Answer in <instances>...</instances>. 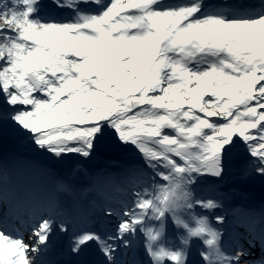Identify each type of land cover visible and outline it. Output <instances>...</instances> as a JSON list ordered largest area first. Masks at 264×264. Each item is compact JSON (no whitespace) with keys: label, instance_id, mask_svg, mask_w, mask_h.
I'll list each match as a JSON object with an SVG mask.
<instances>
[{"label":"snow or ice","instance_id":"snow-or-ice-1","mask_svg":"<svg viewBox=\"0 0 264 264\" xmlns=\"http://www.w3.org/2000/svg\"><path fill=\"white\" fill-rule=\"evenodd\" d=\"M52 4L66 15L0 0V127L55 160L87 161L110 138L135 153L120 176L96 181L110 188L99 208L110 228L82 230L71 252L95 244L102 264H118L138 244L143 264H255L264 209L236 213L247 247L232 248L215 226L226 217L209 215L223 205L198 188L223 179L236 149L245 173L264 178V0ZM12 180L0 160V264H45L54 230H68L63 205L49 197L10 214Z\"/></svg>","mask_w":264,"mask_h":264},{"label":"rangeland","instance_id":"rangeland-1","mask_svg":"<svg viewBox=\"0 0 264 264\" xmlns=\"http://www.w3.org/2000/svg\"><path fill=\"white\" fill-rule=\"evenodd\" d=\"M44 6L42 14H52L57 16L66 15L59 13L52 4V0H42ZM23 138H19L13 147L6 148L0 154V160H6L9 166L10 174L13 177L12 183H18L19 190L27 189L28 203L31 204L45 201L49 197L56 198L62 205V218L66 222L67 232L72 237L76 227H79L96 217H103L99 212L93 210V199L100 192L104 191L106 186L98 185L97 179L104 177L106 174L116 178L120 176L125 168H127L135 159V153L131 149H124L111 138L97 146V150L102 154L110 153L113 155L105 160L110 165L108 169H103L98 165V161L93 153L91 159L85 161L76 156H69L71 162L63 171L56 175L51 171L45 170L38 164L34 157L22 153ZM95 158V159H94ZM264 185V178L255 175H247L245 173V160L240 149L234 150L227 158L225 166V174L223 179L203 181L198 188L199 194L206 197L218 198L220 201L228 203V210L231 205L236 202L253 200L254 198L264 197V190L255 189L252 183ZM61 183H71L75 189L72 193L61 194L59 185ZM110 190V188H108ZM228 195L223 194V191ZM255 193V194H253ZM263 194V195H262ZM20 206L22 200H20ZM29 203V204H30ZM246 205V204H245ZM239 210V209H238ZM241 212V210H239ZM230 221H234L236 213L227 211L222 212ZM68 218V219H67ZM109 223V221L105 220ZM218 227L222 230L224 227ZM236 227V225H234ZM69 237V240L71 239ZM56 241L55 234L50 237ZM230 240V239H229ZM197 248L194 245L191 253H196ZM190 253V255H191ZM44 258V257H43ZM133 255L129 263H133Z\"/></svg>","mask_w":264,"mask_h":264},{"label":"bare ground","instance_id":"bare-ground-1","mask_svg":"<svg viewBox=\"0 0 264 264\" xmlns=\"http://www.w3.org/2000/svg\"><path fill=\"white\" fill-rule=\"evenodd\" d=\"M208 1V3H210V4H214V3H218V2H221V0H207ZM240 2H245V0H240ZM252 187L253 188H255V189H259V190H264V185H262V184H256V183H252ZM226 192H228L227 190H225V191H223V194H225V195H228ZM228 193H230V192H228ZM253 194H255V193H253ZM230 198H232L233 196H231V195H228ZM216 199H218V198H216ZM255 199H257V201H262L261 199H259V198H255ZM219 201H220V199H218ZM221 202V204L223 205V207L221 208V209H219V210H217L216 212H214V213H209V215L210 216H212L213 217V223L215 224V221H214V216L215 215H222L223 213V211L227 208V211L228 212H230V210H231V213L232 212H234L235 210H242V208H240L237 204H239V203H241V202H236L234 205L232 204L231 205V208H229V210H228V203H225V202H223V201H220ZM252 201L251 200H248L247 202H246V204H250ZM239 205H241V204H239ZM226 217V216H225ZM68 219V218H67ZM96 221L98 222V223H101V220H99V219H96ZM237 221H238V219L237 220H235V223H237ZM225 223H229L230 224V227L228 228V234L231 232V230H235V229H233V228H231V225H233V223H232V221L230 222V220H228L227 218H226V220H225ZM224 223V224H225ZM223 224V225H224ZM215 226H217V227H221L220 225H215ZM90 230H95L94 228H91ZM53 233H55L56 235H55V237H56V241H54V243H51V242H49V244H48V250H47V252H46V256H49L50 257V259L51 258H53V259H55V260H57V261H62V263L63 262H65V263H67V264H71L74 260H77L78 262H79V257L81 258V253L79 254V255H76V254H74V253H72V252H68V251H61V249H63V248H65V249H67V247H69L70 249H71V245H72V242H70L69 241V235L68 234H65L64 232H60V231H58V230H54V232ZM71 239H72V241L74 240V238H75V234H73L72 235V237H70ZM225 245L226 246H229V244H228V242L227 241H225ZM236 247L238 246V244L237 245H235ZM94 248L98 251V249L96 248V246H95V244H94ZM136 248H138L139 250H140V248H139V245L138 244H134L133 245V247L132 248H130V249H127V250H124V249H122V252L121 253H118L117 254V260H118V264H120V261H128V259H127V256H128V254L129 253H133V251L136 249ZM140 252H141V250H140ZM98 253H99V251H98ZM54 254V255H53ZM100 254V253H99ZM196 254H197V252L196 253H191V255H190V257H189V259H190V261H192V260H194L195 258H196ZM41 259H42V257H41ZM101 260H103V257H101L100 258ZM87 260L89 261L88 263L89 264H94L93 262H91L92 261V257L91 256H87ZM139 261V260H144V257H143V254H142V252H141V256L139 257V258H137L136 257V261ZM42 261H45L44 259H42ZM80 263V262H79Z\"/></svg>","mask_w":264,"mask_h":264},{"label":"trees","instance_id":"trees-1","mask_svg":"<svg viewBox=\"0 0 264 264\" xmlns=\"http://www.w3.org/2000/svg\"><path fill=\"white\" fill-rule=\"evenodd\" d=\"M19 138H23L22 151L26 154H36L37 158L39 159L40 165L43 168L50 170L54 174H60L63 168L67 167L71 161L69 157L61 160H55L51 158L48 154L36 149L26 137L21 136L11 126L0 127V153L3 152L6 148L14 146Z\"/></svg>","mask_w":264,"mask_h":264}]
</instances>
